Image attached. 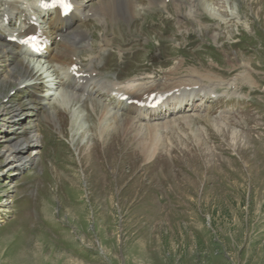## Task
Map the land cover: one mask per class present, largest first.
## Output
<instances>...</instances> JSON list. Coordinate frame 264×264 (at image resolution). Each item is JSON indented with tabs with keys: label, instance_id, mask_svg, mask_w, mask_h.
Segmentation results:
<instances>
[{
	"label": "rangeland",
	"instance_id": "rangeland-1",
	"mask_svg": "<svg viewBox=\"0 0 264 264\" xmlns=\"http://www.w3.org/2000/svg\"><path fill=\"white\" fill-rule=\"evenodd\" d=\"M135 1L134 14L122 6L112 22L79 25L92 48L110 41L96 77L125 86L210 73L219 101L195 98L190 115L144 129L143 140L108 127L105 108L117 124L134 111L102 90L5 126L35 99L17 97L27 74L0 39V264H264V0H212L216 19L197 0ZM91 54L80 51L84 62ZM32 126L43 134L35 164L4 168L2 149ZM153 139L147 160L139 143Z\"/></svg>",
	"mask_w": 264,
	"mask_h": 264
},
{
	"label": "bare ground",
	"instance_id": "bare-ground-1",
	"mask_svg": "<svg viewBox=\"0 0 264 264\" xmlns=\"http://www.w3.org/2000/svg\"><path fill=\"white\" fill-rule=\"evenodd\" d=\"M37 1L39 2V0H33L32 3H29V2H24V0H20V1L19 0H13V3H11L10 0L9 1L5 0V5H9V11L10 12L7 9H4L3 13H6V15L9 14L8 16H10V17H11V14L12 15L19 14L20 17H23L28 22L30 20L31 16H35V14H33V9L35 8L34 6H35ZM87 1L88 0H74V10L70 14L69 17L62 19L57 12H54V15H55L54 18L52 20H49L48 22H46L47 23V27H46L47 32L51 33L52 37L54 34V30L57 29L58 27L64 28L65 33H66V36L62 39V43H61L62 45H65L64 51L61 52L60 54H55L54 56L50 57L48 59L49 63L59 64L61 56L64 55V56L70 57L69 66H70V64L72 65L73 63L77 64V62L75 61L78 59V56L76 54V50H79L78 48H80V47L76 46V42L81 41L83 39H86L87 34H86V32H82L83 30L80 31L76 27V24L81 21L82 16L86 17V15H85L86 12H88V11L93 12L91 15L93 17H96L98 20L105 21V19L108 18L112 22L118 17L117 16L114 19L113 18L114 14L119 13L124 9V7H122V6H125V9L127 10L128 15L130 13L134 14L140 6L135 0H113V5L111 6L113 11H107L105 9L106 4H104V3H106L110 0H98V1H100V2H98V5L100 3L101 4L99 6L96 5L97 7H88L86 5ZM155 1H157V0H155ZM171 1L173 3H175L178 7H180L183 4H185L186 0H171ZM198 1L202 2L199 6L203 5L206 8L205 11L209 14L210 18L214 19L218 16V13L213 11L211 8L212 7L211 6L212 0H209V2H207V0H198ZM151 2H154V0H151ZM187 2H189L190 4L193 3L192 0H188ZM161 3H164V0H162ZM156 4H158V3H156ZM39 9L40 8H38V7L36 8V10H38L40 13L44 12L43 9H40V10ZM86 9H89V10H86ZM189 10L191 11V8ZM41 11H43V12H41ZM205 11H203V12H205ZM130 17H132V16H130ZM0 20H1L0 21V28H1L3 26V24H2L3 17H1ZM35 22L39 23V19L36 18ZM44 24L45 23H43V25ZM43 25L40 24L39 28L40 27L44 28ZM23 26L26 27V23L23 24ZM2 30H5V29L3 28ZM27 32H29V31H26V33ZM22 36L23 35H21V37ZM101 43L104 45H106V44L108 45L109 41L106 38H103L101 40ZM53 45H54V43H53ZM87 46L88 45L85 44L83 47H87ZM83 47H81V48H83ZM19 51L21 52V54H24V55L27 52L24 48H21V47H19ZM50 51L51 52L53 51L52 47L50 48ZM51 52H50V54H51ZM31 57H33V56H31ZM71 58H72V60H71ZM93 59L94 58L91 57L89 63L87 64V67L89 69L91 68ZM17 63L24 70L25 74H27L26 77L17 79L16 80L17 84H23L24 81L25 82L29 81L28 85L30 86V88L32 90H36L38 88V84L33 83V82L38 81L36 78L38 76V74H37L38 72L35 73L34 67L30 68L28 62H26L25 59L19 60V61H17ZM79 65H81V67L83 68V71H85L84 66H86V65L80 64V63H79ZM175 70L176 69L174 68V71ZM174 71H171V72L174 73ZM193 72H194L193 74L186 75L182 79H171V82L169 80H165L163 82H158L156 84H151V85H147V83H142V84H138L136 86H126V87L122 88V90H120V91H116L114 89H111V90H109V93L111 94V92H115V91H116V93H120L121 91H124L122 94H125V95L127 94L129 96V99H136L138 101H141L144 96H148L150 92H153L156 89H161L163 92H168V91L176 88V92H173L170 96H168L164 100V102L156 110H154V111H146L145 110L146 112L145 111H137V113L142 118L148 117V119H150L152 121L159 122V121L165 119L166 116L173 117V116H176V115L182 113V111H184L185 109L188 110V107L190 105H192L193 99L195 96H197L198 93L204 94V95L214 93V87H212V85L215 84L216 81L214 82L212 80L214 78V77H212L213 75L212 74L210 75V73L207 74L204 72L201 74L200 72L194 71V70H193ZM9 73H11V72H9ZM66 73H67L66 74L67 80L72 81L74 83V86H73L74 88H78L79 90H82V92H86V91L90 92L91 85L94 84L93 79L86 78V77L85 78H83V77L74 78V76L72 75V72L69 71ZM29 77L32 78V80ZM27 78H29V79H27ZM80 81L82 82L81 84H79ZM56 84H58V81L56 82ZM64 85L69 87L68 83H65ZM194 86H197V89H195ZM223 86H224V84H223ZM49 90H51V89L49 88ZM55 90H56V88L53 87V92L51 95L54 96L53 99L55 102H57V104H58L57 106H59V108L62 110H69L70 109V98H71V96L69 95L70 96L69 97L67 95H64L63 92H61V93L57 92L56 93ZM43 103H44V97H43V99L41 98V102H40V100L38 101L37 106L43 105ZM104 108H105V106H104ZM10 110H13V109H10ZM1 111H3V110H1ZM159 111H164L165 112L164 115H160ZM156 112H157V115L155 116ZM14 113L15 112H13V114L7 118V121L4 120V122H3L4 124H2V125L6 126V124H7L8 126H10V125L18 124V123H20V121H19L20 116H24V115L29 114V113H27V110H20V112L15 113V114ZM117 117L118 116L113 118L112 124L108 125V127H110V126L113 127V125H115V128H118V126H120L122 124V126L124 128V132L125 131H128L130 133L133 132L136 139L143 140L141 137L143 134L142 131L144 129H147V132H152V131H155L156 129L159 128L155 124H150V125H147L143 128L142 127L136 128L130 122L129 119H123V120L121 119L122 121L117 124ZM103 119H105V118H103ZM106 120H107V118H106ZM167 121L168 120H166L164 122H167ZM32 128H33V126H32ZM105 130H106L105 128L101 129L102 133H104ZM154 137H155V135H154ZM139 144L142 148V152H143L145 158L148 160L150 157H152L155 154L156 148H157L156 144H158V143L155 139H153L152 143H146L144 141L143 142L141 141ZM38 154H39V151H38L37 139L35 138V136L33 134L28 135L27 137H24L23 141L20 140V141L13 143V144L6 145L2 149V156H3V160H4L3 166H5L4 168H7L8 170L23 171L26 167L31 166L35 163L36 157Z\"/></svg>",
	"mask_w": 264,
	"mask_h": 264
}]
</instances>
